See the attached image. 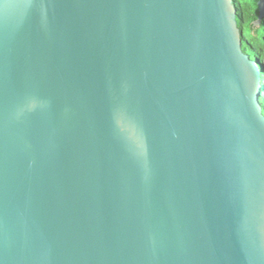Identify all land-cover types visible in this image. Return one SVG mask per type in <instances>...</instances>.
<instances>
[{
	"label": "water",
	"instance_id": "1",
	"mask_svg": "<svg viewBox=\"0 0 264 264\" xmlns=\"http://www.w3.org/2000/svg\"><path fill=\"white\" fill-rule=\"evenodd\" d=\"M237 14L0 0V264H264V67Z\"/></svg>",
	"mask_w": 264,
	"mask_h": 264
},
{
	"label": "trees",
	"instance_id": "2",
	"mask_svg": "<svg viewBox=\"0 0 264 264\" xmlns=\"http://www.w3.org/2000/svg\"><path fill=\"white\" fill-rule=\"evenodd\" d=\"M258 1L235 0V5L238 10V26L241 31H244L243 50L260 67H264V20L260 26L255 25L259 17ZM260 103L264 109V93L260 98Z\"/></svg>",
	"mask_w": 264,
	"mask_h": 264
}]
</instances>
